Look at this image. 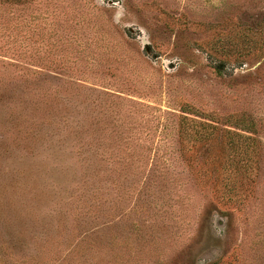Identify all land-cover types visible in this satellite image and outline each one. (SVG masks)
Returning a JSON list of instances; mask_svg holds the SVG:
<instances>
[{"label": "rangeland", "instance_id": "obj_1", "mask_svg": "<svg viewBox=\"0 0 264 264\" xmlns=\"http://www.w3.org/2000/svg\"><path fill=\"white\" fill-rule=\"evenodd\" d=\"M0 264H264V0H0Z\"/></svg>", "mask_w": 264, "mask_h": 264}, {"label": "trees", "instance_id": "obj_2", "mask_svg": "<svg viewBox=\"0 0 264 264\" xmlns=\"http://www.w3.org/2000/svg\"><path fill=\"white\" fill-rule=\"evenodd\" d=\"M242 130H245V129H242Z\"/></svg>", "mask_w": 264, "mask_h": 264}]
</instances>
